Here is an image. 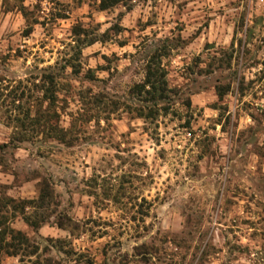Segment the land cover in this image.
<instances>
[{
    "label": "rangeland",
    "instance_id": "rangeland-1",
    "mask_svg": "<svg viewBox=\"0 0 264 264\" xmlns=\"http://www.w3.org/2000/svg\"><path fill=\"white\" fill-rule=\"evenodd\" d=\"M155 53L171 93L143 119ZM48 74L60 137L25 119ZM2 144L0 197L51 192L38 230L10 220L23 264H264V0H0Z\"/></svg>",
    "mask_w": 264,
    "mask_h": 264
},
{
    "label": "trees",
    "instance_id": "trees-1",
    "mask_svg": "<svg viewBox=\"0 0 264 264\" xmlns=\"http://www.w3.org/2000/svg\"><path fill=\"white\" fill-rule=\"evenodd\" d=\"M48 1L53 3L56 0ZM96 1L98 2V9L100 11H106L118 5H126L134 0ZM57 15L59 18H64L63 14ZM87 44H91V42L87 41ZM160 57L161 55L158 53L150 56L144 68L142 82L133 87L137 101L144 105L140 106L137 110L139 118H153L155 114L166 110L163 105L168 100L171 90L167 85L166 72L161 66ZM71 67H74L73 64H71ZM39 92L41 94V101L47 104L46 109L41 114H37L35 118H30L26 115L25 119L32 125H35L36 123L39 124L41 118L43 127H47L48 130L54 133L55 137H60V131L57 128L54 129L48 121L50 117L48 111L55 105L57 100V87L53 75L48 74L44 78H41ZM145 108L148 109V114H143ZM53 115L58 117L56 113ZM3 148H6V144L0 145V150ZM50 205L51 192L46 187L41 188L38 198L32 201L15 200L13 198L3 199L0 197V256L19 257V262L23 264L25 257L37 254L38 247L32 244L21 231L13 229L10 226V220L17 214L22 218L24 223L36 231L42 225L48 223V216L45 212L48 211L47 209Z\"/></svg>",
    "mask_w": 264,
    "mask_h": 264
}]
</instances>
